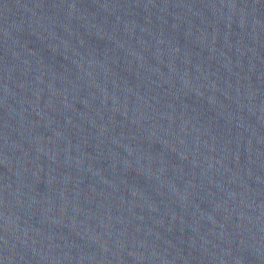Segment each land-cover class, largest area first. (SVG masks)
<instances>
[{"label": "water", "instance_id": "95a60500", "mask_svg": "<svg viewBox=\"0 0 264 264\" xmlns=\"http://www.w3.org/2000/svg\"><path fill=\"white\" fill-rule=\"evenodd\" d=\"M0 264H264V0H0Z\"/></svg>", "mask_w": 264, "mask_h": 264}]
</instances>
